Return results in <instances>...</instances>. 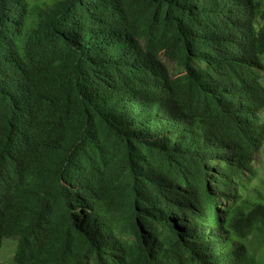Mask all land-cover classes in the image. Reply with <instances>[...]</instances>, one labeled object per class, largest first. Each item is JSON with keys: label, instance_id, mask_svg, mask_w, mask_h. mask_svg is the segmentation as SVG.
Instances as JSON below:
<instances>
[{"label": "trees", "instance_id": "trees-1", "mask_svg": "<svg viewBox=\"0 0 264 264\" xmlns=\"http://www.w3.org/2000/svg\"><path fill=\"white\" fill-rule=\"evenodd\" d=\"M263 62L264 0H0V250L264 264Z\"/></svg>", "mask_w": 264, "mask_h": 264}, {"label": "rangeland", "instance_id": "rangeland-1", "mask_svg": "<svg viewBox=\"0 0 264 264\" xmlns=\"http://www.w3.org/2000/svg\"><path fill=\"white\" fill-rule=\"evenodd\" d=\"M165 65L168 67L171 73H174L176 68L175 66L163 60ZM264 65V62H263ZM260 82L264 87V69L259 71ZM262 122L264 123V111L260 113ZM249 171L252 173V178L247 185L249 191L259 192L262 198H264V139L261 143L260 150L253 159V162L249 165ZM244 175V178H246ZM264 203V200H263ZM16 241L15 239L4 240L3 246L0 250V264H11L14 250H15Z\"/></svg>", "mask_w": 264, "mask_h": 264}]
</instances>
